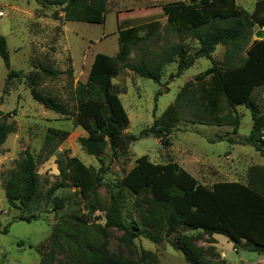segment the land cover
<instances>
[{"label": "trees", "instance_id": "16d2710c", "mask_svg": "<svg viewBox=\"0 0 264 264\" xmlns=\"http://www.w3.org/2000/svg\"><path fill=\"white\" fill-rule=\"evenodd\" d=\"M34 1L44 6L62 7L65 22L89 23L94 13H105L106 0H50ZM165 32L196 41L198 49L188 54L181 43L167 46L155 62H150L144 51L132 63L126 62L136 47L150 38L159 37V23L140 26L117 27L119 44L115 56L96 54L87 79L78 83L74 90V108L70 110L54 99L40 95L36 79H29L26 86L33 101L49 111L70 118L85 133L78 144L88 156L98 159L107 148L111 158L118 159L127 154L134 137L123 135L129 119L118 98V91L112 84L124 70L133 72L142 79L160 83L162 69L177 59L175 77L191 68L195 60L204 58L211 64L202 74L195 77L197 89L192 92L186 83L177 94L174 104L153 121L150 132L164 146L170 145L168 137L179 121V112L184 105L195 108L191 124L229 127L234 137L217 136L215 141L227 144L247 145L264 160V39L252 40L253 30L264 28V0H256L251 13L236 6L235 0H199L196 6L172 9L169 12ZM54 18L58 19L56 14ZM145 32L139 36V31ZM224 48L222 61H215V48ZM0 60L6 71V82L23 78L20 71L11 69L7 42L0 36ZM41 75L56 78L60 73L49 67H40ZM208 81L205 82V79ZM255 89L263 93V111L256 97ZM196 93V96H195ZM243 107L250 112L252 130L248 136L237 135L240 116L236 110ZM15 111L12 112V114ZM0 111V147L7 136L14 133L15 125L7 122ZM69 135L67 131L49 129L43 147L37 156L28 152L18 164L16 172L6 176L3 191L7 204L12 208L27 210L41 190L37 165L55 153L57 146ZM59 181L46 191L47 200L59 189L81 184L89 172L74 157L57 158ZM101 176L95 175L88 191L89 202L86 209L90 215L96 211L104 213V223H88L82 218L70 216L61 219L52 230L49 250L41 256L39 264H142L155 262V255L141 251L136 261L108 252L110 230L121 233L120 241L126 246L142 237L154 245H159L177 232H200L211 242L208 248L195 243L198 236L180 235L170 242L171 248L179 252L187 264H216L208 258L215 241L213 235L225 237L238 253H264V168L250 166L245 183L238 181L217 182L210 188L179 167L176 163L153 164L146 155L135 160L132 169L120 180L118 189H126L133 195H140L137 201L138 220L127 221L121 211V192L111 197L109 204L102 207L97 191ZM55 208L63 207L62 199H55ZM37 217L19 218L18 221L31 223ZM8 229L0 231L6 235ZM201 240V239H200ZM22 242L17 243L21 247ZM65 259L55 261L58 255Z\"/></svg>", "mask_w": 264, "mask_h": 264}, {"label": "rangeland", "instance_id": "374dc122", "mask_svg": "<svg viewBox=\"0 0 264 264\" xmlns=\"http://www.w3.org/2000/svg\"><path fill=\"white\" fill-rule=\"evenodd\" d=\"M58 0H50L55 3ZM199 0H106L105 13H94L89 23L65 22L62 7L44 6L27 0H0V36L7 42L11 69L20 71L23 78L6 82V71L0 60V111L7 117V122L15 125L14 133L7 136L0 147V231L8 229L6 235H0V264H39L41 256L49 250V241L53 227L61 219L75 216L88 223H104V213L96 211L90 215L86 209L89 202L88 191L95 175L102 178L97 196L102 207L109 204L111 197L121 192V211L127 220H138L137 201L142 196L133 195L126 189H118L120 180L135 165V160L146 155L153 164L176 163L198 183L211 187L217 182H246L247 169L250 166H264V160L254 149L247 145H229L225 141L210 143L217 136L234 137L229 127H216L191 124L195 108L183 106L179 112V121L174 125L168 137L170 145H162L159 139L150 132L153 121L174 104L177 94L186 83L188 89L195 92V77L211 66L204 58L195 60L193 66L181 76L175 77L177 59L166 64L162 69L160 83L142 79L129 70H124L112 84L117 89L118 98L128 116L129 124L123 135L134 137L127 154L118 159L111 158L109 148L98 159L84 153L78 139L86 133L70 118L55 114L41 104L32 100L26 82L36 79L37 92L54 99L64 107L73 110L74 90L78 83H84L96 54L115 56L119 49L117 27L140 26L157 21L159 37L150 38L143 46L136 47L126 62L132 63L141 51L145 52L150 62H155L162 50L181 43L188 54L198 49L196 41L183 36L165 32L164 28L169 11L186 6H196ZM256 0H235L236 6L251 13ZM56 14L58 19L54 18ZM263 29L257 27L254 34ZM139 36H144L143 30ZM224 48L218 45L212 58L222 61ZM45 66L58 71L56 78L41 75L40 67ZM208 78L205 79V82ZM260 111H263V93L255 89ZM196 96V93H195ZM240 116L237 135L248 136L252 130L250 112L243 107L236 108ZM15 111L13 114L12 112ZM49 129L67 131L69 135L56 148L55 153L43 163L38 164L41 190L27 210L10 207L4 196L3 182L6 176L16 172L18 164L28 152L37 156L43 147L45 135ZM74 157L89 170L81 184L57 190L49 200L47 189L59 181L57 158ZM180 164V165H179ZM183 164V165H182ZM55 199L63 200L61 209L55 208ZM35 216L36 221L24 223L19 218ZM180 235L198 236L195 243L203 248L210 246V239L200 232H177L159 245H154L139 237L133 244L121 243V233L110 230L108 252L128 260L139 259L141 251L151 252L156 261L142 264H187L183 256L174 251L170 242ZM221 255L215 245L209 248L208 258L216 264H264V253H236L230 242L223 236L215 235ZM201 239V240H200ZM22 242L21 247L17 243ZM61 254L55 261L64 260Z\"/></svg>", "mask_w": 264, "mask_h": 264}, {"label": "crops", "instance_id": "0c3cea01", "mask_svg": "<svg viewBox=\"0 0 264 264\" xmlns=\"http://www.w3.org/2000/svg\"><path fill=\"white\" fill-rule=\"evenodd\" d=\"M262 29H264V28H262ZM180 165V164H179ZM183 165V164H182ZM261 167H263L264 168V166H261ZM230 182V181H229ZM212 239L215 241V244H213V245H215V247L217 248V250L219 251V253L221 254V255H223V257H224V254L221 252V250H220V246H219V243H218V241H217V239H216V236L215 235H213L212 236ZM230 245H231V247H233L232 246V243H230ZM263 254V253H262Z\"/></svg>", "mask_w": 264, "mask_h": 264}, {"label": "water", "instance_id": "95a60500", "mask_svg": "<svg viewBox=\"0 0 264 264\" xmlns=\"http://www.w3.org/2000/svg\"><path fill=\"white\" fill-rule=\"evenodd\" d=\"M255 40H263L264 39V29L259 30L254 34Z\"/></svg>", "mask_w": 264, "mask_h": 264}]
</instances>
